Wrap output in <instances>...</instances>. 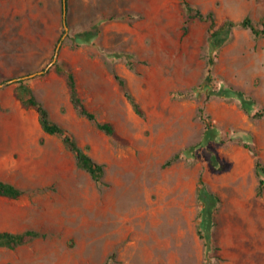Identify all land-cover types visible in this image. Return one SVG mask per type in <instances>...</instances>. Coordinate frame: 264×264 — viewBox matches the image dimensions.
Segmentation results:
<instances>
[{
	"label": "rangeland",
	"instance_id": "1",
	"mask_svg": "<svg viewBox=\"0 0 264 264\" xmlns=\"http://www.w3.org/2000/svg\"><path fill=\"white\" fill-rule=\"evenodd\" d=\"M186 1L212 12L216 29L246 17L264 22V0ZM185 18L183 0H67L56 63L72 70L86 107L113 126L112 136L73 110L52 67L24 80L52 121L104 166L102 185L76 167L60 137L42 133L36 113L15 99L16 82L0 88V128L10 139L23 129L37 141L24 152L12 140L0 144V181L26 183L22 198L0 201V210L21 212L20 228L42 235L0 249V262L39 249L48 264H264V192L257 196L255 170L256 158L264 167V118L251 117L264 109V36L235 27L210 46L209 23L192 20L184 34ZM64 32L62 0H0V84L43 71ZM114 75L126 81L140 116ZM228 89L251 98V114L235 95L212 94ZM200 179L218 199L205 220Z\"/></svg>",
	"mask_w": 264,
	"mask_h": 264
},
{
	"label": "trees",
	"instance_id": "2",
	"mask_svg": "<svg viewBox=\"0 0 264 264\" xmlns=\"http://www.w3.org/2000/svg\"><path fill=\"white\" fill-rule=\"evenodd\" d=\"M183 9L186 14V18L183 25V32L186 34L189 29V24L192 20L206 21L209 23L208 26V42L210 46L216 45L217 36L219 31L225 29H232L235 27H240L243 29H248L251 34L255 37L264 36V22L260 23V25L254 24L249 18H245L240 23H235L233 21L226 22L220 29H216V23L214 19V14L209 12L207 14L201 13L199 10L192 7L186 0H183ZM66 11H67V0H66ZM67 16V14H66ZM215 64L214 57L212 55H208L206 58V73L207 78H211L212 68ZM52 68L55 73L64 77L66 87L69 94V100L72 105L73 110L81 117L91 121L95 124L98 130L102 131L107 136L114 135V128L110 123H100L98 122L96 116L88 110L83 99L81 98L75 74L72 72L70 68H68L65 64L55 63ZM114 79L116 80L118 86L123 92V95L127 102L131 105L133 111L137 115H141V111L139 106L130 93L126 81L118 75H114ZM17 88L14 91V97L17 101L20 102L21 106L24 109H31L36 113L37 123L41 129V131L48 136H58L61 138L62 143L65 148L73 155L76 167L81 171L86 172L90 178L97 184H103V178L105 175L104 166L98 162H96L88 153V148H82L78 145L74 136L66 129L60 127L57 123L52 121L50 118L49 112L37 97L33 94L30 87L26 84V81L20 80L17 81ZM213 95L220 96H229L231 94L235 95L241 103L242 108L249 114L250 105L253 103L251 98L246 97L245 94L241 91H235L232 89L212 92ZM199 119L205 121L204 118V109L200 107L199 110ZM253 119H262L264 118V109H260L251 114ZM210 125L206 124V130L210 129ZM250 153H252L255 157L256 153L254 149L249 144H244ZM179 159V155H175L172 160L167 162V165ZM212 163H215V158H212ZM255 170L256 175L259 179L257 186V196H261L264 192V167L258 158L255 161ZM24 195V192L17 187L0 181V198H7L11 200H19ZM198 198L203 203V211L202 217L203 219H207L212 215V208L218 203V199L212 193H210L204 186L201 179L199 180V189H198ZM202 225L198 230V235L205 242V247L210 246L209 237L204 234ZM42 235L36 231L30 230L23 233H12V232H0V248H7L10 250H14L19 246L27 245L31 243L36 238L41 237ZM210 264V262H208Z\"/></svg>",
	"mask_w": 264,
	"mask_h": 264
},
{
	"label": "crops",
	"instance_id": "3",
	"mask_svg": "<svg viewBox=\"0 0 264 264\" xmlns=\"http://www.w3.org/2000/svg\"><path fill=\"white\" fill-rule=\"evenodd\" d=\"M14 130H12V131H14ZM16 131H18L16 134H18L20 137L18 139H14V138L10 139V137H8V135H10L11 133L8 131V128L7 129L6 128H4V129L0 128V144L3 143V145H4V144H6V142L12 140V146L15 142H17V144H19L22 147V150H21L22 152L31 150L30 149L31 143L33 144L34 150L37 149L36 139L30 140L29 137L24 136L25 133H23V131H24L23 129H16ZM46 136H48V135H46ZM0 149L1 150L3 149L2 145H0ZM5 161H6L5 158L0 159V165H4ZM6 183H8V182H6ZM9 184L17 187L18 189H20L22 191L24 188H26L25 182H23V183L22 182H16V183H9ZM0 201L2 203H9V202H17L19 200L0 198ZM22 220H23V214L19 211L0 210V232L7 231V232H12V233H23L26 231L33 230L30 227L29 228L27 227L25 229H21L20 224L22 223ZM34 241H36V239ZM29 244H27V245H29ZM27 245L19 246L16 249H20V247H24ZM0 249H4V250H8V251L16 250V249L10 250L7 248H0ZM16 254H18V255H16ZM14 255L15 256L12 257L11 260H7L6 262H10V264H30V263H33V262H36L37 260H39L38 264H48L46 262L45 251H42L39 249H35V250L29 249L27 251L23 250V252L15 253ZM0 264H3V262H0Z\"/></svg>",
	"mask_w": 264,
	"mask_h": 264
},
{
	"label": "water",
	"instance_id": "4",
	"mask_svg": "<svg viewBox=\"0 0 264 264\" xmlns=\"http://www.w3.org/2000/svg\"><path fill=\"white\" fill-rule=\"evenodd\" d=\"M62 5H63V24H64L65 32H64L61 40L57 44V47L55 49V54L53 56V59H52L51 63L43 71L37 72L35 74H31V75L26 76V77L9 80V81L5 82L4 84H0V88H2L4 85H8V84H11L13 82H17V81H20V80H27V79H31V78H33V77H35L37 75H42L45 72H47L56 63L57 58H58L59 49H60V46H61V43H62V40L67 35V31H68V27L66 25V14H67V11H66V0H62Z\"/></svg>",
	"mask_w": 264,
	"mask_h": 264
}]
</instances>
